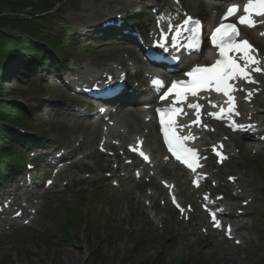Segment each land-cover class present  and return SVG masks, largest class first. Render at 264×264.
<instances>
[{
    "label": "rangeland",
    "instance_id": "374dc122",
    "mask_svg": "<svg viewBox=\"0 0 264 264\" xmlns=\"http://www.w3.org/2000/svg\"><path fill=\"white\" fill-rule=\"evenodd\" d=\"M107 0H72V6L67 7L63 14L57 16L58 36L71 35L73 38L70 46L60 51L61 58L71 57L73 65L77 68L86 66L89 63H104V60L112 55L103 52L104 47L110 48L107 44L93 42L85 47L81 41L75 38L76 32H80L88 24L76 22L78 16L88 15L89 9L104 3ZM136 13H142V9L149 0H136ZM145 2V3H144ZM188 12L194 16L206 17L203 8L196 6L191 0H183ZM87 9V10H86ZM132 12V11H131ZM103 21L100 20L99 22ZM98 22V23H99ZM145 24L151 25L148 19ZM100 25H92L98 28ZM93 28V29H94ZM65 32V33H63ZM125 56V53H122ZM128 63L126 66L128 67ZM76 68V69H77ZM133 74V71H131ZM38 85L45 90L47 96L46 106L41 108V114L35 115V128L46 135L49 141L61 142L78 146L81 141L87 147L88 144H96V135H92L91 126L83 121L67 119L62 112H55L52 100H65L66 92H63L55 82L48 79L47 83H42L41 79H36ZM10 88L17 87L16 84L7 83ZM38 88V87H37ZM35 96L27 99H19L16 102L23 107L37 108ZM51 102V103H50ZM64 102V101H63ZM68 104V101H66ZM58 110L60 106L58 105ZM49 111V113H48ZM62 115V116H61ZM240 157L234 159L230 164L220 171L223 179L228 174H233L240 178L241 183H245V192L254 200L249 212L257 216L247 219L245 224L244 237H249V244L244 248H236L227 243L221 242L216 236L203 237L201 235L192 236L184 225L179 224V220H174L169 209L157 207V215L144 208L146 193L142 185L125 182L120 188H114L111 180L105 179L104 172L113 174L114 166L108 159L95 155L93 159L88 158L80 162L83 167L80 172L77 167L72 168L59 182V186L48 192L39 201V214L35 222L28 229L33 232L32 238H28L27 227L17 225L3 230L0 233V264H140L151 261L160 255L161 260L167 262L174 260H184L191 264L201 262V264H258L264 260V237L261 238L256 231V226L263 223L264 216V178L258 175V169L264 170V154L253 156L254 149L239 146ZM92 150H90L91 152ZM30 162V161H29ZM169 176L178 181L184 199L187 202H195L196 198L190 196L189 188L186 186L185 178H181L179 172H170ZM173 178L171 180H173ZM173 180V181H174ZM64 182L68 185L64 187ZM94 188H102L110 193L107 197L103 192L102 197L97 198ZM101 190V189H100ZM103 190V191H105ZM105 191V192H106ZM94 194V195H93ZM84 197L82 202V213H88L93 217V224H102L109 220L108 228L112 234L100 233L102 238L93 236L89 239L78 214L75 215L76 225L68 226L65 239L59 237L63 229H57L54 220L57 217H65L67 209L79 206L81 202L77 199ZM87 200V201H86ZM246 200V198L244 199ZM151 202H153L151 200ZM161 199L156 203L157 206ZM238 206L239 204H235ZM56 212L54 220H50L44 214V208L49 207ZM63 209V211H61ZM52 212V213H53ZM261 215V216H260ZM50 216V215H48ZM87 217V215H86ZM194 220L204 221L200 212H195ZM58 220V219H57ZM62 221V220H61ZM148 229L155 237L153 240H146L141 234ZM179 233L178 239L173 238V234ZM183 233V237L181 236ZM111 240V242L109 241ZM101 257L94 262L95 257ZM259 262V263H260Z\"/></svg>",
    "mask_w": 264,
    "mask_h": 264
},
{
    "label": "trees",
    "instance_id": "16d2710c",
    "mask_svg": "<svg viewBox=\"0 0 264 264\" xmlns=\"http://www.w3.org/2000/svg\"><path fill=\"white\" fill-rule=\"evenodd\" d=\"M69 4V0H0V182L23 168L24 164L17 154L19 144L29 148L43 142L41 137H29L16 130L21 128L33 131L36 128L27 109L15 101L31 96L32 93L28 91L32 88V83L29 81L37 68L46 69L55 62L52 53L45 46L56 51L65 47L64 40L53 34V20L54 14H61ZM10 82L17 87L6 86ZM30 110L33 114L36 113V110ZM74 211L72 217L80 215L75 209ZM80 218L88 232L87 239L93 236L102 238L100 233L103 232L113 233L105 225L88 223L82 215ZM68 224L72 226L76 222L69 221ZM61 227L63 230L58 235L60 237L63 234L61 238L65 239L67 229L65 226ZM142 237L149 240L147 235ZM100 258L96 256L94 262ZM161 258L159 255L154 260L140 264H188L184 260L167 262ZM6 262L3 264H7ZM259 262L258 264H264V260Z\"/></svg>",
    "mask_w": 264,
    "mask_h": 264
},
{
    "label": "snow or ice",
    "instance_id": "6c2138e0",
    "mask_svg": "<svg viewBox=\"0 0 264 264\" xmlns=\"http://www.w3.org/2000/svg\"><path fill=\"white\" fill-rule=\"evenodd\" d=\"M237 10V6L233 4L231 7H229L224 19L226 20L229 16H232ZM245 12L249 13L250 15L241 17L240 23L254 27L257 22L251 18V14L254 13L257 16L264 17V0H248V4L245 7ZM196 26L198 29V21H196ZM262 35H264V33H262ZM239 36L240 33L235 24L221 23L215 29V33L211 36V42L220 50V59H218L210 67H194L192 70L187 72V75L192 78L190 82H173L171 88L167 90V93L175 91L177 95L182 96L183 89H187L193 96H195L201 89L214 88L215 91L222 92L228 97L229 102L232 104V107L228 109V112H233L235 109V98L233 95H231V93H233L236 89L232 84L229 83V81L239 77L247 79L249 82H254L250 79V64L256 65L255 71L264 72V68L259 66L260 61H258L255 58V55L252 54L255 52V49H253L252 45L247 39H238ZM232 51L243 53L245 58L243 65L238 63L236 59L229 55V53ZM156 83L162 84V82L159 80H157ZM167 93L163 94L162 98H164ZM192 107L198 108L199 105H192ZM161 124L164 126V134L169 150L175 155L176 159L182 160L189 168L195 171L198 154L193 149L186 148L184 146V141L189 139V137H178L175 131V119L172 116L165 117L163 112H161ZM232 126L237 127L235 123H233ZM238 127L244 126L239 125ZM140 154L144 156L145 160L148 159V157L143 152ZM230 179L234 180L235 178L230 177ZM194 182L197 183L198 186V181ZM212 218L214 221L216 220L215 213H212ZM216 226L219 227V223H217ZM228 231L230 235V227Z\"/></svg>",
    "mask_w": 264,
    "mask_h": 264
},
{
    "label": "bare ground",
    "instance_id": "6f19581e",
    "mask_svg": "<svg viewBox=\"0 0 264 264\" xmlns=\"http://www.w3.org/2000/svg\"><path fill=\"white\" fill-rule=\"evenodd\" d=\"M154 1L157 0H152L151 2L153 3ZM168 4V12H171L172 15L174 17H176L178 14H181V10L179 8L178 5H176L174 3L175 0H163ZM172 1V2H171ZM193 1L196 5H198L199 7H203L204 9L207 10V13L209 15V20H208V25L210 24H214V16L212 15L213 10H219L220 6H215V5H211L209 3H207L205 0H191ZM136 1L135 0H107L104 3L98 4L94 7H92L91 9H89V14L85 15L84 14L82 16H78L76 19V22L78 23H82V24H88V25H93V24H98V22L100 20H102L104 17H108L114 13H120V12H129L130 10H133V8L136 6ZM153 5V4H152ZM157 6V5H156ZM155 6V7H156ZM87 10V9H86ZM165 16L162 17V19H164ZM218 19V18H217ZM264 31V27H262L260 29V31H252V32H248L246 34H248L250 36V38L257 42V44H259L262 41V38L260 37V34ZM245 34V36H246ZM110 48H106L104 47L102 49L103 52L109 53V54H113L114 56L118 57L119 53L121 52H127V56L129 59H134L135 63L134 66H138L141 63L140 57L137 54H134L132 52L127 51L123 45L121 44H111L109 45ZM257 56L260 59V67L264 68V58L263 56H261V53L259 52L257 54ZM125 58H120L118 57V61H120L121 63H123L122 61ZM263 59V60H262ZM131 61V60H130ZM110 65H107L105 63H99L98 65H93L90 66L88 64V66H86L85 68H81L79 75H78V80H83L84 82H87L89 80H100L102 79V77L104 75H111L115 78H119L121 77V75H118L120 71H122V68H115V64H117L114 61L110 62ZM209 64V61H206L204 64ZM118 65H121L118 63ZM89 67V68H88ZM256 67V66H255ZM118 75V76H117ZM258 79H262L263 82L261 83L260 87H256L254 88V90H259L260 94L259 96L263 98L264 96V74L262 75H257ZM247 97H249L250 99H253L254 102L257 101V103L260 104H264V101L257 100L258 97H253L251 95H247ZM252 111H248V113L246 114V116L249 115V113ZM120 114V113H119ZM68 117L70 118H74V114L72 111L68 110ZM148 117V115H145V112H142L141 110L137 109V110H130L128 112L126 111H122V114L119 115L116 119H113L114 121L116 120L117 123L115 129L114 128H110V136L112 137V139L115 138H119V141L121 143H126V142H134L135 140V136L143 134L144 136V140H145V146L147 148H150L152 150V152L155 154V159L157 160V168H155L152 171L155 170H160L161 172L165 169V163L163 162V160L160 158V156L162 155V145L161 142L159 140V135H158V131H157V127L155 125V123L151 122V123H147L145 122V119ZM80 118V117H78ZM255 119L257 120H264V110H258V113L254 116ZM92 127H94V130H97L98 132V136L101 139V129L100 127H96L94 125H92ZM124 129V132L126 133H121L120 130ZM129 131V134L127 135V131ZM210 135H213L211 133H206V132H202V131H195L194 133V137L197 139V142L199 144L200 149L205 153L204 155H206L208 148L212 147L215 149H218V143L209 138ZM199 139V140H198ZM141 140V139H137ZM111 139L106 138L105 142H108L106 144V147H110L112 144V141L110 143ZM136 141V144H137ZM30 150L32 152H35V148L34 147H29ZM119 149L122 150L123 147H120L119 145ZM22 150V149H20ZM29 150V151H30ZM88 156H86L87 158ZM164 156H162L163 158ZM160 158V159H159ZM206 174V173H205ZM238 189H243V187L241 185H239ZM240 197H247V195H243Z\"/></svg>",
    "mask_w": 264,
    "mask_h": 264
}]
</instances>
